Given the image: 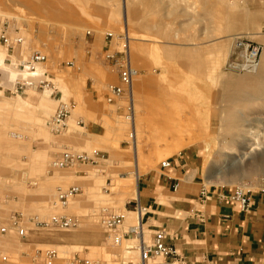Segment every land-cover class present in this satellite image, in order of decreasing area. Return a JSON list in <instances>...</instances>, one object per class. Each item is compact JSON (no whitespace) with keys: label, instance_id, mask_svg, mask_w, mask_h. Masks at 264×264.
<instances>
[{"label":"rangeland","instance_id":"rangeland-1","mask_svg":"<svg viewBox=\"0 0 264 264\" xmlns=\"http://www.w3.org/2000/svg\"><path fill=\"white\" fill-rule=\"evenodd\" d=\"M3 30L22 44L7 51L0 43V227L21 213L29 231L0 232V264H43L46 249L61 262L119 264L117 255L136 239L115 244L101 210L136 225L126 206L140 176L186 153L206 188L264 192V0H0ZM234 37L260 48L255 73L227 69ZM36 51L47 56L38 67L49 88L15 93L14 82L26 78L16 64ZM114 52H125L137 72L134 139L128 96L113 105L104 99L117 82L105 61ZM60 103L71 110L55 132L50 121ZM65 151L104 158L54 168ZM71 185L81 192L63 208L56 189ZM62 214L78 224L39 229L28 220ZM41 237L51 243L33 244Z\"/></svg>","mask_w":264,"mask_h":264},{"label":"crops","instance_id":"crops-1","mask_svg":"<svg viewBox=\"0 0 264 264\" xmlns=\"http://www.w3.org/2000/svg\"><path fill=\"white\" fill-rule=\"evenodd\" d=\"M169 162L168 167L159 165L140 176L137 196L126 206L136 215L137 207L142 208L144 240L150 242L155 231L163 230L165 245L176 250L183 264H264V192L249 194L243 211L229 198L233 188H206L196 179L191 154ZM32 202L38 207L41 198ZM108 238L105 232L104 239ZM130 239L133 235L124 238ZM47 243L51 240L41 237L33 244ZM117 259L119 264H135L139 254L127 246ZM151 264L180 262L156 257Z\"/></svg>","mask_w":264,"mask_h":264},{"label":"built area","instance_id":"built-area-1","mask_svg":"<svg viewBox=\"0 0 264 264\" xmlns=\"http://www.w3.org/2000/svg\"><path fill=\"white\" fill-rule=\"evenodd\" d=\"M0 43L7 50H13L21 46L22 39L18 36H10L4 30L0 35ZM260 48L254 46L249 41L242 40V38L234 37L232 40V48L227 61L228 70H237L241 72H253L257 69L260 62ZM47 61V56L41 52H33L30 57L16 64V68L26 75V78H20L13 84L15 93H22L27 88L47 89L50 84L48 81L42 79L44 73L36 75L35 71L38 66L43 65ZM105 61L112 67L113 73L116 75L117 82L109 84L105 88L104 99L107 104L113 105L117 101L128 96V106L126 110L128 115L127 119L133 115V104L131 102V91L133 80L137 76V72L131 67L128 56L125 52L121 53H108L105 55ZM31 79L34 80L30 81ZM71 105L60 103L55 113L53 114L50 124L55 132H60L66 128V120L70 115ZM81 122H78L80 125ZM104 158V154L100 152H93L91 155L86 153H72L62 152L53 162L54 168H65L77 164L95 165L99 160ZM161 167H168L169 160L161 162ZM56 203L65 207L69 200L81 192V188L76 185H71L62 189H56ZM230 200L238 202L241 210H247L249 205V198L246 191L242 187H235L230 194ZM137 215L139 220L136 225H125L124 215L122 213L110 212L107 209H102L99 215L100 223L103 227L110 232L115 244H120L121 240L125 237L133 235L136 239L134 247L138 251L139 260L135 264H151V261L156 257L176 258L180 264L184 263L183 258L179 257L176 250L170 246L165 245L164 238L165 232L157 230L153 234L152 240L146 242L143 237L141 227L142 208L137 207ZM23 215L21 213H13L9 222L0 227V232L6 233L15 230L21 237H25L29 231L22 225ZM39 229H61L67 230L75 227L78 224V218L73 215H53L48 220H38L37 217H30L28 219ZM28 221V222H29ZM43 264H97L96 261L89 258L70 257L66 261L61 262V258L54 249H46L42 255ZM5 260L6 257H3Z\"/></svg>","mask_w":264,"mask_h":264},{"label":"bare ground","instance_id":"bare-ground-1","mask_svg":"<svg viewBox=\"0 0 264 264\" xmlns=\"http://www.w3.org/2000/svg\"><path fill=\"white\" fill-rule=\"evenodd\" d=\"M126 40V39H125ZM129 47V46H128ZM262 56H263V53H262V55H261V59H262ZM258 67H259V65H258ZM258 67H257V69H258ZM256 69V70H257ZM39 70H41V67H37L36 68V71H35V74L36 75H41V74H43V72H40ZM256 70L255 71H253L252 73H255L256 72ZM26 76V75H25ZM131 102H132V104H133V115H131V118H129V120H130V125H131V128H132V134H131V138L132 139H134V138H136V122H135V118H134V104H135V101H134V96H133V85H132V91H131ZM225 117V116H224ZM220 121V120H219ZM225 121V120H224ZM225 123V122H224ZM221 135H223V134H221ZM262 137V136H261ZM136 145H137V142H136ZM135 144H134V152H135V162H136V166L138 167V165H139V163H138V160L139 159H137V146H136ZM264 149V148H263ZM139 158V157H138ZM258 164L259 165H261V164H264V156H262L261 158H260V160H259V162H258ZM232 166V165H231ZM137 178L139 177V172H138V170H137ZM136 178V179H137ZM137 187H138V184H137ZM138 192V191H137ZM137 219L139 220V217L137 216Z\"/></svg>","mask_w":264,"mask_h":264}]
</instances>
